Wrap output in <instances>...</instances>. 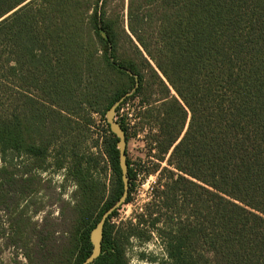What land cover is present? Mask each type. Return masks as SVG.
I'll return each instance as SVG.
<instances>
[{"label": "trees", "instance_id": "1", "mask_svg": "<svg viewBox=\"0 0 264 264\" xmlns=\"http://www.w3.org/2000/svg\"><path fill=\"white\" fill-rule=\"evenodd\" d=\"M122 10L109 0H0V252L19 249L26 264L85 262L92 229L123 192L106 112L135 100L157 129L154 156L170 152L176 173L153 187L146 229L142 216L124 229L108 215L89 264H128L130 237L152 232L165 264H264V0H127ZM93 113L105 123L96 156L82 149ZM50 164L76 187L68 200L50 196L58 215L37 222ZM126 164L125 202L138 170Z\"/></svg>", "mask_w": 264, "mask_h": 264}, {"label": "rangeland", "instance_id": "2", "mask_svg": "<svg viewBox=\"0 0 264 264\" xmlns=\"http://www.w3.org/2000/svg\"><path fill=\"white\" fill-rule=\"evenodd\" d=\"M126 4L127 0H109V5L121 6L124 18L126 16ZM123 5V8H122ZM162 77V76H161ZM174 94L173 91H171ZM160 94L156 91L153 99H160ZM0 99L3 101V95L0 94ZM151 100V101H152ZM157 103H155L156 105ZM136 101H127L120 105L118 111L115 109L113 119L118 122L121 117L125 126H127L128 135L125 137V152L126 158L130 161L132 168H138L136 170V176L133 180V187L130 193V199L125 202L122 201L115 207V215L111 218L110 223L115 226L126 228L130 225H137L140 217L142 216L145 223L138 226L141 229H146L147 221L149 220V214L153 212L151 202L153 201V187L158 184H163L167 181V172L172 171L176 173V170L168 164L170 152L166 153L162 160L156 159L154 153H157L154 147L155 136L157 135V129H151L150 124L145 123L141 116L137 114ZM106 118V116H105ZM93 123L89 126V132L85 136V140L82 144V149L90 151L91 153H98V148L93 145V141L98 137V133L105 126L104 119L96 113L91 114ZM95 147V149L93 148ZM152 149V150H151ZM60 150L59 144H54L51 149V153L56 154ZM97 151V152H96ZM170 151V150H169ZM51 154L48 163L54 162L53 155ZM11 155H6L10 158ZM2 157L0 156V165L2 163ZM22 158L16 159L21 160ZM65 168L55 169L54 165L50 164V167L45 172H41V179L46 182L50 179V184L44 183L43 188L39 190L36 197L37 200L42 198L44 207L42 210L33 215V220L40 222L41 218L47 211L52 212V216H57L60 208V201H51L50 196L55 197L57 193H61L62 200H68L71 196V192L75 189V185L70 180L65 179ZM109 179L108 176L105 177ZM155 189V188H154ZM48 195V196H47ZM127 197V196H126ZM126 199V198H125ZM157 214H154V217ZM162 215L160 216V222L158 227H163ZM8 216L4 211H0V243L4 244L2 240V232L6 230ZM4 233V232H3ZM2 247V245H1ZM128 264H165L166 251L164 242L158 233L152 232L149 234V239L143 240L137 237H130L129 244L126 251ZM0 264H26V260L22 255L21 250L14 247H5L0 252Z\"/></svg>", "mask_w": 264, "mask_h": 264}, {"label": "water", "instance_id": "3", "mask_svg": "<svg viewBox=\"0 0 264 264\" xmlns=\"http://www.w3.org/2000/svg\"><path fill=\"white\" fill-rule=\"evenodd\" d=\"M118 104H119V102H116L106 112V120L109 124V128H110L111 132L114 133L115 136L118 138L117 148L119 151V165H120V169H121L123 192H122L120 198L109 209H107L102 214L101 218L99 219V221L97 222L95 227L92 229V231L90 233V241L92 244V251H91L89 257L85 260V262L83 264L91 263L100 254L102 230H103V225L105 223V220L108 217V215L115 209V207L118 206L122 201L125 200L127 193H128L127 164H126V155H125V145H126L125 135H124V132H123L121 126L119 125V123L113 119L115 109H116Z\"/></svg>", "mask_w": 264, "mask_h": 264}, {"label": "flooded vegetation", "instance_id": "4", "mask_svg": "<svg viewBox=\"0 0 264 264\" xmlns=\"http://www.w3.org/2000/svg\"><path fill=\"white\" fill-rule=\"evenodd\" d=\"M93 148L95 149V147L93 146ZM88 152V154H92V155H97L98 153H91L90 151H87ZM97 152V151H96ZM100 163H102L101 161H100ZM100 163H99V165L96 167V169L94 168V167H92L91 168V170H90V172L92 173V175L94 176V177H97L98 175H100V176H102V173H101V171H100ZM110 174H111V169L109 168V166H108V169H107V172H106V175L108 176V177H110Z\"/></svg>", "mask_w": 264, "mask_h": 264}]
</instances>
